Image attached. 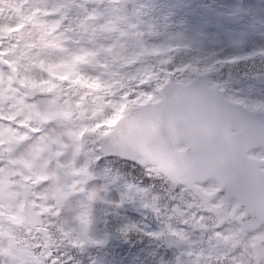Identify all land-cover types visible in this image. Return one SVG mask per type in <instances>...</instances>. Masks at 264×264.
<instances>
[{
	"label": "snow or ice",
	"instance_id": "6c2138e0",
	"mask_svg": "<svg viewBox=\"0 0 264 264\" xmlns=\"http://www.w3.org/2000/svg\"><path fill=\"white\" fill-rule=\"evenodd\" d=\"M0 264H264V0H0Z\"/></svg>",
	"mask_w": 264,
	"mask_h": 264
}]
</instances>
